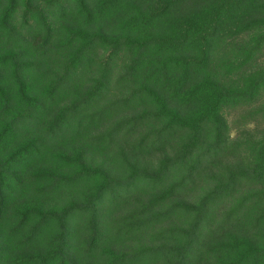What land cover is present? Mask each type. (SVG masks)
I'll return each instance as SVG.
<instances>
[{"label": "trees", "instance_id": "16d2710c", "mask_svg": "<svg viewBox=\"0 0 264 264\" xmlns=\"http://www.w3.org/2000/svg\"><path fill=\"white\" fill-rule=\"evenodd\" d=\"M0 264H264V0H0Z\"/></svg>", "mask_w": 264, "mask_h": 264}]
</instances>
